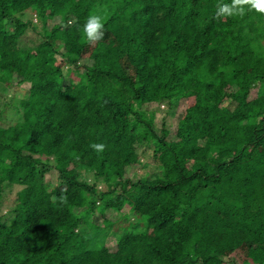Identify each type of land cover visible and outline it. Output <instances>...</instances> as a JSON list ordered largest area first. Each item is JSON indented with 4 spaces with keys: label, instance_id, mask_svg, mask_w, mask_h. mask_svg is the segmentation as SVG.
Returning <instances> with one entry per match:
<instances>
[{
    "label": "trees",
    "instance_id": "1",
    "mask_svg": "<svg viewBox=\"0 0 264 264\" xmlns=\"http://www.w3.org/2000/svg\"><path fill=\"white\" fill-rule=\"evenodd\" d=\"M232 2L0 0V264H264V13Z\"/></svg>",
    "mask_w": 264,
    "mask_h": 264
},
{
    "label": "rangeland",
    "instance_id": "2",
    "mask_svg": "<svg viewBox=\"0 0 264 264\" xmlns=\"http://www.w3.org/2000/svg\"><path fill=\"white\" fill-rule=\"evenodd\" d=\"M79 21H82V18H81V20H79V18H77L73 24L76 25L77 23H79ZM35 38L40 39L39 37H37L35 35V33L32 30H29V33L27 34V40L29 41V44H35V42H34ZM40 51L44 52V54H45L46 52L47 53L49 52V48L48 47H45L42 49L40 48ZM67 55L68 56L72 55V52L68 51ZM256 90L257 89L252 90L251 96L255 95ZM5 99H6V101H8L9 96H8V98H5ZM0 102H2V101L0 100ZM185 104L190 105L191 101L185 102ZM186 108H187V110H189L188 106ZM186 108H185V106L180 107L174 112V114L168 115V122H169V124L172 125L171 126V132L167 138L168 142H174V141L184 137V135H186L188 133L187 131L182 130L184 125H186V124H184V120H186V118H187V117H185L186 116L185 114L187 112ZM146 110H147V115L150 112L155 110L156 111L155 113L157 115V121L161 122V117L164 114H166V112H167V105L163 104V103L151 104L149 107H147ZM2 116L5 120H9V119L11 120V119L15 118L16 117L15 108H13V106H6ZM188 119H189V117H188ZM170 155H172V154H170ZM141 156H142V161L144 163V166H143V168L141 167V168L137 169V173H136L135 177L136 176L141 177V176H145V175H151V174H154L157 171H159V168H160L159 163L160 162H159V160H157L156 158L153 157V151L151 149L147 153H145L144 155H141ZM116 162H119V160L117 158H116ZM190 163H191L190 161L189 162L186 161L185 163L183 162V165L186 168V170H189V164ZM48 180L51 181L54 185H56L59 182V180H57V174L56 173L48 175ZM14 197H15V193L11 192L9 194L10 200L7 199L8 205L11 204V201ZM5 208H6V210H8L7 207H5ZM119 223L120 224H117V226L115 227L119 230L121 228H123L124 225H127V222H125L124 219L121 220ZM101 234H102L101 236H98L97 234H94L92 236V245H100V246L105 245V246L109 247L111 250H115L117 247V239H116L115 235H113L112 232H110L108 230H106L105 232L103 231ZM237 255H238L237 258H238L239 262L242 263L244 257L246 256L245 255V249H241Z\"/></svg>",
    "mask_w": 264,
    "mask_h": 264
},
{
    "label": "clouds",
    "instance_id": "3",
    "mask_svg": "<svg viewBox=\"0 0 264 264\" xmlns=\"http://www.w3.org/2000/svg\"><path fill=\"white\" fill-rule=\"evenodd\" d=\"M250 5L258 12L264 13V0H233L231 5L218 4L216 17L243 14V6ZM104 17L98 14H90L83 25V37L88 43H95L104 36ZM91 147L97 151L104 150L103 144H92Z\"/></svg>",
    "mask_w": 264,
    "mask_h": 264
}]
</instances>
